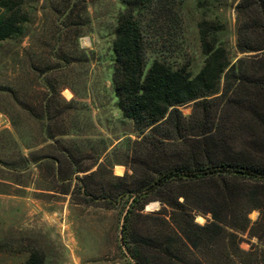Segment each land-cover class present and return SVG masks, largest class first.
I'll return each mask as SVG.
<instances>
[{"label": "trees", "instance_id": "trees-1", "mask_svg": "<svg viewBox=\"0 0 264 264\" xmlns=\"http://www.w3.org/2000/svg\"><path fill=\"white\" fill-rule=\"evenodd\" d=\"M20 1L0 0V43L22 36ZM120 2L110 81L116 106L139 139H125L98 162L103 149L93 162L96 170L81 178L76 174L91 168L51 135L59 147L55 157L18 151L11 163H0L19 177L43 163L52 182L74 178L71 195L79 204L112 210L123 201V212L129 205L122 239L135 264H246L242 256L253 252L239 248L238 234L264 236V0H241L236 7V50L254 55L233 60L221 39L224 26L199 21L203 61L195 75L157 58L147 62L157 18L171 16L178 28L171 3ZM190 103L191 114L182 116L178 108ZM114 165L131 174L113 176ZM152 202L160 209L143 213ZM254 210L259 217L251 223ZM193 212L212 220L198 225ZM119 250L132 264L120 244ZM28 264L40 262L31 258Z\"/></svg>", "mask_w": 264, "mask_h": 264}, {"label": "rangeland", "instance_id": "rangeland-1", "mask_svg": "<svg viewBox=\"0 0 264 264\" xmlns=\"http://www.w3.org/2000/svg\"><path fill=\"white\" fill-rule=\"evenodd\" d=\"M161 1L174 6L179 25L174 29L171 16L157 18L148 64L157 58L195 75L203 61L197 28L202 18L224 26L221 39L233 60L249 56L236 50L241 0ZM20 6L22 36L0 43V162L11 163L18 151L55 157L59 147L53 140L61 139L79 164L91 168L76 174L81 178L96 170L93 162L103 149L98 162L125 139H139L122 118L110 81L113 31L122 4L21 0ZM192 108L190 103L178 110L187 117ZM50 135L55 139L48 140ZM114 166L111 173L117 176ZM124 174L131 172L125 168ZM20 176L0 163V264H28L31 258L40 264H125L118 240L123 201L112 210L79 204L71 195L77 181L52 182L43 163ZM147 205L160 209L158 202ZM193 216L198 225L212 220L210 214ZM258 217L257 210L248 215L251 223ZM237 242L244 252H253L242 261L264 264V236L257 239L246 231Z\"/></svg>", "mask_w": 264, "mask_h": 264}, {"label": "water", "instance_id": "water-1", "mask_svg": "<svg viewBox=\"0 0 264 264\" xmlns=\"http://www.w3.org/2000/svg\"><path fill=\"white\" fill-rule=\"evenodd\" d=\"M254 54H256V53H249L247 55H254ZM128 208H129V205H127V207H126L125 211L123 212V214L121 216V219H120V225H119V244H120V247H121L123 253L127 256V258H129L131 260L132 264H135V262L132 261L130 255H129V253H128V251H127V249H126V247H125V245L123 243V239H122V235H123L122 234V230H123L124 218H125V215L127 214ZM144 210L145 211H148V212L153 211V210H147L146 207L144 208Z\"/></svg>", "mask_w": 264, "mask_h": 264}, {"label": "crops", "instance_id": "crops-1", "mask_svg": "<svg viewBox=\"0 0 264 264\" xmlns=\"http://www.w3.org/2000/svg\"><path fill=\"white\" fill-rule=\"evenodd\" d=\"M115 168L123 169V172H122V174H121V175H123V173H124V171H125V168H124L123 166H121V165H115V166L113 167V171H114ZM121 175H117V176H121Z\"/></svg>", "mask_w": 264, "mask_h": 264}]
</instances>
